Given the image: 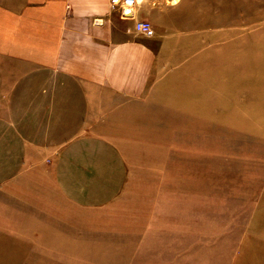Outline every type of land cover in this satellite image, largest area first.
Masks as SVG:
<instances>
[{
  "label": "rangeland",
  "instance_id": "obj_1",
  "mask_svg": "<svg viewBox=\"0 0 264 264\" xmlns=\"http://www.w3.org/2000/svg\"><path fill=\"white\" fill-rule=\"evenodd\" d=\"M180 6L206 91L113 132L125 181L101 206L70 202L27 153L3 162L0 264H264V0Z\"/></svg>",
  "mask_w": 264,
  "mask_h": 264
},
{
  "label": "crops",
  "instance_id": "obj_2",
  "mask_svg": "<svg viewBox=\"0 0 264 264\" xmlns=\"http://www.w3.org/2000/svg\"><path fill=\"white\" fill-rule=\"evenodd\" d=\"M136 1L133 18L122 19L109 0H0V148H11L0 151V180L2 163L18 171L27 153L73 204H106L126 174L113 132L144 106L206 91L187 58L197 41L188 14L171 19L181 0ZM138 21L155 34L136 32Z\"/></svg>",
  "mask_w": 264,
  "mask_h": 264
},
{
  "label": "built area",
  "instance_id": "obj_3",
  "mask_svg": "<svg viewBox=\"0 0 264 264\" xmlns=\"http://www.w3.org/2000/svg\"><path fill=\"white\" fill-rule=\"evenodd\" d=\"M110 8L119 13L122 19H132L134 9L137 5L136 0H109ZM135 31L146 36L152 37L155 32L151 24L147 21H138L135 23Z\"/></svg>",
  "mask_w": 264,
  "mask_h": 264
},
{
  "label": "bare ground",
  "instance_id": "obj_4",
  "mask_svg": "<svg viewBox=\"0 0 264 264\" xmlns=\"http://www.w3.org/2000/svg\"><path fill=\"white\" fill-rule=\"evenodd\" d=\"M175 1H176V0H174V2H172V3H175Z\"/></svg>",
  "mask_w": 264,
  "mask_h": 264
}]
</instances>
